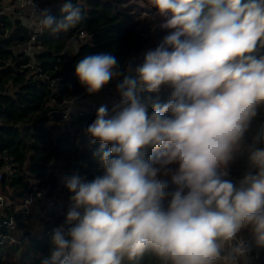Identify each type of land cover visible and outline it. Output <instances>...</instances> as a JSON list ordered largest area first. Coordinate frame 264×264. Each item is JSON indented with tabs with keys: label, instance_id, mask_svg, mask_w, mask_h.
<instances>
[{
	"label": "clouds",
	"instance_id": "obj_1",
	"mask_svg": "<svg viewBox=\"0 0 264 264\" xmlns=\"http://www.w3.org/2000/svg\"><path fill=\"white\" fill-rule=\"evenodd\" d=\"M60 2L57 19L26 0L20 23L58 35L86 19ZM146 3L165 35L140 63L102 52L76 65L88 95L116 79L118 99L85 129L98 173L62 178L69 206L41 264H247L264 248V129L249 141L264 110V0Z\"/></svg>",
	"mask_w": 264,
	"mask_h": 264
},
{
	"label": "trees",
	"instance_id": "obj_2",
	"mask_svg": "<svg viewBox=\"0 0 264 264\" xmlns=\"http://www.w3.org/2000/svg\"><path fill=\"white\" fill-rule=\"evenodd\" d=\"M47 1L49 14L61 18L60 0ZM72 2L86 19L52 35L41 26L36 30L34 22L31 29L25 28L17 0H0V264H41L50 255L52 231L69 206L62 178L79 173L91 179L99 171L92 155L96 145H90L85 132L97 106L76 107V100L95 94L88 95L80 85L77 63L87 55L108 52L127 69L140 63L142 53L165 34L156 17L136 12L138 0ZM142 7L148 14L155 12ZM32 37L30 53L19 51ZM118 82L102 90L116 91ZM68 110L71 126H66ZM260 129L264 110L253 122L249 141ZM246 156L237 158L228 179L238 182L247 169ZM42 191L45 200L37 195ZM253 253L255 264H264V248L254 247ZM141 264L157 262L146 257Z\"/></svg>",
	"mask_w": 264,
	"mask_h": 264
},
{
	"label": "rangeland",
	"instance_id": "obj_3",
	"mask_svg": "<svg viewBox=\"0 0 264 264\" xmlns=\"http://www.w3.org/2000/svg\"><path fill=\"white\" fill-rule=\"evenodd\" d=\"M142 6L147 7L146 0H138V5H137L138 9L136 12L141 14V17H146V16L151 17V18L156 17V20H159V22H160V18L158 16H154L155 12L151 13L149 11V14H148V13H146V11H144ZM115 80L116 79H113L112 81H115ZM117 99H118V93L116 91H114L112 88L107 87L106 89L100 91L99 93L95 94L92 97H87L85 99L80 98V99L76 100V105H78L76 107L82 108V107L87 106V105H93V106H97V108H98L101 104H108L110 106ZM27 204H29V203H27Z\"/></svg>",
	"mask_w": 264,
	"mask_h": 264
},
{
	"label": "built area",
	"instance_id": "obj_4",
	"mask_svg": "<svg viewBox=\"0 0 264 264\" xmlns=\"http://www.w3.org/2000/svg\"><path fill=\"white\" fill-rule=\"evenodd\" d=\"M21 2H22V0H17L18 8L20 9L21 14L23 16H25V17H30V15H31L30 14V9L27 6L26 0H24V7H21ZM37 3L39 5V8L40 9L47 8L50 11V9H51V3L49 1H47V0H37ZM32 22H34L36 24V30H38L39 27L41 26L39 24L38 20L33 19ZM85 36H86L85 32L81 31L80 32V38L81 39H84ZM34 39H35V37H32V40L31 41H29L26 44H23V45L19 46L18 47V50L19 51H24L25 53H30V51L32 50V43L34 42ZM75 47H76V45H75ZM109 107H111V105ZM65 119H66V123H67L66 126H71L72 116H71L69 110L65 114ZM0 178H1V175H0ZM45 194H46V191H42V192H38L37 195L42 200H45ZM27 202H29V201H27ZM255 262H256L255 261V256H254V253H253V250H252V252L250 253L249 259L247 261V264H255Z\"/></svg>",
	"mask_w": 264,
	"mask_h": 264
}]
</instances>
